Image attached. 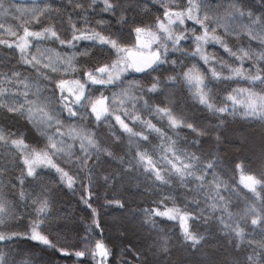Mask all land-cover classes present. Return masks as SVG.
Masks as SVG:
<instances>
[{"label": "snow or ice", "instance_id": "snow-or-ice-1", "mask_svg": "<svg viewBox=\"0 0 264 264\" xmlns=\"http://www.w3.org/2000/svg\"><path fill=\"white\" fill-rule=\"evenodd\" d=\"M0 264H264V0H0Z\"/></svg>", "mask_w": 264, "mask_h": 264}, {"label": "trees", "instance_id": "trees-1", "mask_svg": "<svg viewBox=\"0 0 264 264\" xmlns=\"http://www.w3.org/2000/svg\"><path fill=\"white\" fill-rule=\"evenodd\" d=\"M105 190L104 189H101V193L103 194V192H104ZM122 193L120 192V190L119 189H117L114 193H113V195H115L117 198L119 197V195H121ZM109 198H111V196L109 197ZM65 199H69V200H71L72 199V197H71V194H69L67 197H65ZM74 202V201H73ZM101 203H103V201H101ZM104 212H106V215H104V219L106 220V221H108L109 222V231H108V235H109V237L114 241V242H116L117 244H119V240L117 239V230L115 229V227H113V226H111V221L114 219V218H117V217H119L120 216V213H118V212H114L113 210H111V209H108V210H102V214L104 213ZM128 238L129 239H131V240H136V236L134 235V229L133 230H130L129 231V236H128ZM69 242H71V241H69ZM117 252H119V248L117 249Z\"/></svg>", "mask_w": 264, "mask_h": 264}]
</instances>
